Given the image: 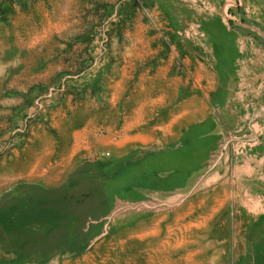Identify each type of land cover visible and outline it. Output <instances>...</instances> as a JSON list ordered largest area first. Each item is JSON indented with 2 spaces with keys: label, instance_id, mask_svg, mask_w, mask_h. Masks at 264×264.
<instances>
[{
  "label": "rangeland",
  "instance_id": "rangeland-1",
  "mask_svg": "<svg viewBox=\"0 0 264 264\" xmlns=\"http://www.w3.org/2000/svg\"><path fill=\"white\" fill-rule=\"evenodd\" d=\"M244 109L264 0H0V264H264Z\"/></svg>",
  "mask_w": 264,
  "mask_h": 264
},
{
  "label": "crops",
  "instance_id": "crops-1",
  "mask_svg": "<svg viewBox=\"0 0 264 264\" xmlns=\"http://www.w3.org/2000/svg\"><path fill=\"white\" fill-rule=\"evenodd\" d=\"M248 103L244 101L243 105L246 106ZM239 115L241 119L238 122V129H237L238 145L240 147L244 146V148H247V146L250 148H261L262 150L258 154H262V153L264 154V125L259 124L257 122L256 114H254L253 118L249 117V115L247 116L245 109L243 111V122H242V111ZM241 165L244 167L245 173L250 172L251 170L255 172L257 170L260 171L261 169L262 170L264 169L263 166H260L261 161L255 160V159L250 160L249 158H245L242 161ZM247 167L250 168V171L248 170L246 171ZM244 178H246V176ZM251 178H254V177H252L251 175L250 179Z\"/></svg>",
  "mask_w": 264,
  "mask_h": 264
}]
</instances>
